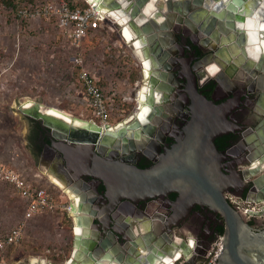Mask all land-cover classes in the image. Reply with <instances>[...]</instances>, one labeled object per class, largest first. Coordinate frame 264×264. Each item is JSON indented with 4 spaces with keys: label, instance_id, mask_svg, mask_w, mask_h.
<instances>
[{
    "label": "water",
    "instance_id": "95a60500",
    "mask_svg": "<svg viewBox=\"0 0 264 264\" xmlns=\"http://www.w3.org/2000/svg\"><path fill=\"white\" fill-rule=\"evenodd\" d=\"M95 1L110 17L113 18V12L126 17L125 25L133 33L130 40L141 46L145 58L150 51H159L160 41L171 35L173 21L165 23V20L167 15L172 14L190 18L196 25L194 31L200 32L206 40L214 41L215 47L210 53L214 58L224 60L230 55L242 60L247 56L256 60L264 57V0ZM151 3L153 9L148 13L146 10ZM183 3L186 7L182 11ZM159 4L167 8L160 11ZM249 22L252 23L250 28L247 27ZM144 71L147 70L142 69L141 75L150 90L146 100L147 112L142 119H133V114L126 127L115 131L107 125L101 127L91 121H88V130L74 128L66 121L41 113L39 103H35L36 106L29 111L21 104L17 107L28 132L29 119L39 121L55 140H66L68 143V147L54 146L57 157L65 162L61 172L67 179L66 183L38 163L69 187L78 200L75 206L70 205L72 212L76 210L72 215V253L63 264H148L157 257L159 261L173 257V252H160L163 245L155 243L149 246L142 241L143 235L151 231V223L132 224V242L121 249L118 247L117 252L112 251L113 254L100 245L99 231L94 225L98 212L91 208V198L97 190L94 187L90 189L84 181L85 177L103 184V197L108 204L106 211L112 210L121 201L138 203L172 192L177 194L174 214L187 213L193 205L205 206L223 221V233L219 236L222 247L217 264H264V154L249 161L242 171L227 169L225 164L229 158L219 152L214 143L226 132L220 128V116L213 103L205 97L195 98L185 137L151 166L139 168L129 162L106 157L107 152L120 148L122 151L140 152L141 147L136 146L140 139L152 137L149 122L159 110V103L154 102V97L155 89L161 85L159 78L162 71L155 69L156 72L151 74L149 71L148 75ZM107 139L113 141L106 144ZM236 188L242 193L239 199L260 206L257 211L244 213L228 200L227 194ZM232 195L235 196V193ZM143 225L145 231L141 230ZM189 244V239H182L179 245L182 264L192 258ZM115 254L119 255L118 259Z\"/></svg>",
    "mask_w": 264,
    "mask_h": 264
},
{
    "label": "flooded vegetation",
    "instance_id": "af4514ba",
    "mask_svg": "<svg viewBox=\"0 0 264 264\" xmlns=\"http://www.w3.org/2000/svg\"><path fill=\"white\" fill-rule=\"evenodd\" d=\"M160 7V11L167 8L166 5ZM185 7L183 3L181 10ZM113 21L119 25L115 19ZM166 21H173L171 35L160 41L159 51H150L145 58L140 49L141 56L137 54L135 45H130L140 74L142 69L147 70V75L155 69L157 72L162 71L159 78L161 85L155 89L154 97V102L159 103V110L149 122L153 130L152 137L148 140L140 139L136 145L141 147L140 152L127 149L122 151L120 148L107 152L106 157L129 162L139 168L151 166L185 137L195 98L205 97L213 103L220 116V128L226 132L214 141L217 150L229 158L225 167L242 171L249 161L264 154V57L255 60L247 56L242 60L229 55L219 60L210 54L215 47L214 41L206 40L200 32L194 31L196 25L190 18L172 14L166 16ZM46 114L60 119L52 113ZM32 121H28L27 136L32 155L47 171L66 183L67 179L61 172L65 162L57 157L54 146L68 147L67 141L55 140L42 125L40 140ZM42 140L45 141L43 145ZM55 177V180L63 184ZM84 181L90 189L94 187L97 190L91 198V208L98 212L94 225L99 231V244L105 246L110 254H113L112 251L117 252L118 247L121 249L132 242V224L138 222L152 224L151 231L143 235L142 241L149 246L155 243L163 245L162 253L173 252L174 264L184 262L182 257L179 258L182 239L191 242L188 246L192 258L185 263L205 264L208 249L222 235L218 234L219 229H223L222 219L205 206L193 205L187 213L174 214L177 199L174 192L138 203L121 201L115 208L106 211L108 204L103 197V184L88 177ZM233 193L237 197L242 195L237 188L231 191ZM141 230H146L145 225ZM114 257L118 259L119 255L115 254ZM159 260L158 257L154 258L148 264L163 262ZM31 264L48 263L35 261Z\"/></svg>",
    "mask_w": 264,
    "mask_h": 264
},
{
    "label": "rangeland",
    "instance_id": "374dc122",
    "mask_svg": "<svg viewBox=\"0 0 264 264\" xmlns=\"http://www.w3.org/2000/svg\"><path fill=\"white\" fill-rule=\"evenodd\" d=\"M20 1L40 8L60 2ZM14 15L12 8L0 3V161L45 186L51 185L50 179L57 182V186H64L53 179L32 155L27 140L28 130L17 107L26 102H36L42 105L41 111L53 109L88 122L91 116L75 104V92L69 82L77 69L73 65V58L80 54L84 58V65L95 69L106 87L108 83L103 81L104 77L111 81L114 92L126 96L128 86L125 88L120 83L127 74H123L126 68L124 66L122 69L121 65L123 60L127 64L132 63L134 56L119 39L117 30L110 34L112 23L109 18L103 23L104 29L94 36H88L78 49H74L59 33L53 18L21 21ZM117 39L121 48L114 46ZM108 53L114 62H109ZM123 55L125 58L119 65L118 61ZM138 72L139 68L129 75L130 85L139 78ZM26 105L30 106L31 103ZM128 107L132 110L133 104L130 103ZM232 199L235 201L233 205L244 213L246 209L257 211L260 207L238 198ZM23 210L22 201L9 185L0 181V235L21 220ZM71 241L72 224L69 220L56 214L36 216L28 222L22 242L11 248L0 264H31L43 260L63 264L72 253Z\"/></svg>",
    "mask_w": 264,
    "mask_h": 264
},
{
    "label": "built area",
    "instance_id": "2783aa9c",
    "mask_svg": "<svg viewBox=\"0 0 264 264\" xmlns=\"http://www.w3.org/2000/svg\"><path fill=\"white\" fill-rule=\"evenodd\" d=\"M75 2L85 3V6L71 9L66 0H60L57 5L45 6L44 8L26 6L18 10L16 17L20 18L21 21L23 19L40 17L45 19L53 18L59 33L74 49L79 48L83 39L95 35L98 31L104 29L103 23L105 19L109 18L110 23H112L110 34H114L117 30V33L121 37L119 39L127 48H131L132 41H126L123 37L122 29L124 27L114 24L113 18L109 16V13L105 9L100 8V3L95 0H75ZM119 39L117 41L120 43ZM114 46L116 47V45ZM121 47L122 45L119 48ZM110 51L113 52V49H110ZM106 56H108L109 62H114L109 53ZM124 58L125 55H123V58L118 63ZM133 58L132 63L127 64L123 60L121 65L122 69H124V66L126 68L123 74H127L125 80L120 83L125 88L128 86L129 92L126 96H121L114 92L111 87V81L104 77L103 81L108 83L106 87L101 82L100 77L87 69L84 65V58L80 54L73 58V65L77 69L69 82L72 84V90L75 92V104L88 111V114L91 116L89 121L101 127L105 125L111 127L126 120L128 116H131L133 113L135 114L139 110L140 106L136 103L135 96L139 91V87L145 84V81L144 77L138 72L139 78L130 85L128 77L138 68L135 57ZM130 103L133 104V108L129 111L127 110V106ZM0 181L9 185L24 205L21 220L3 235H0V262L3 263L11 248L22 242L26 226L34 217L44 214H56L60 218L69 219L72 223L73 214L70 205L73 203L68 195V191L72 192L69 187H67V191H64L51 182V185L45 186L34 178L29 179L19 170L1 161ZM227 198L233 204L235 201L232 198L238 197L227 194ZM247 211L248 209L245 210V213ZM221 243L219 237L212 243L207 251L205 264H213L216 261L220 247H222ZM47 263L49 264L50 262Z\"/></svg>",
    "mask_w": 264,
    "mask_h": 264
},
{
    "label": "bare ground",
    "instance_id": "6f19581e",
    "mask_svg": "<svg viewBox=\"0 0 264 264\" xmlns=\"http://www.w3.org/2000/svg\"><path fill=\"white\" fill-rule=\"evenodd\" d=\"M151 9H153V3H151L149 6H148V8H147V12L149 13L150 11H151ZM113 19H115L116 20V23L118 24L119 23V25H124L125 26V28H124V33H123V37H124V39L126 40V41H130V39H132V37H133V33L130 31V29L128 28V27H126V25H125V23H126V21H127V19H126V17L125 16H123V15H121L119 12H113ZM252 23L251 22H249L248 24H247V27H252V25H251ZM132 42H134V41H132ZM134 45H135V47H136V49H137V54L138 55H140L141 56V54H140V52H139V49L141 50V46L137 43V42H135L134 43ZM140 47V48H139ZM145 75H147V72L146 71H144L143 72ZM143 85H144V87H145V89L143 88ZM149 88L146 86V84H142L140 87H139V91H138V93H137V95L135 96V99H136V103L140 106L139 107V110H137L136 111V113H135V115H134V118L133 119H136V118H138V119H142L144 116H145V114H146V112H147V109H146V100H147V97H148V95H149ZM28 103H31V105L30 106H27L26 104H28ZM36 102H26V103H24V104H21V106L22 107H24V109H28V107H30L29 109H32V107H34V106H36V104H35ZM40 107H42V105H39V109H40ZM29 109L27 110V111H29ZM50 109V108H49ZM41 111V110H40ZM48 111V110H47ZM47 111H41V113H43L44 115H48V114H46L47 113ZM49 113H52V114H54V115H56V116H58V117H62L63 119H69L70 121H66V123H69V125H70V122H71V126L72 127H74V128H82V129H89V126H90V123L89 122H87V121H84V120H79V119H77V118H72V117H70V116H67L66 114H64V113H62V112H59V111H56V110H53V109H50L49 111H48ZM134 114V113H133ZM132 114V115H133ZM131 115V116H132ZM48 116H51V115H48ZM131 116H128L127 117V119L126 120H124V121H122V122H120L119 124H116V125H114V126H111V129L113 130V131H115V129H119L120 127H126V125L129 123V121H130V119H131ZM51 117H53V116H51ZM55 119H58V120H60V121H64V120H62V119H59V118H57V117H54ZM111 141H113L112 139H107V142H106V144H110L111 143ZM53 178V177H52ZM54 179V178H53ZM49 181H51V183H54L55 185H58V183L57 182H55V181H52L51 179L49 180ZM57 181V180H56ZM64 185V184H63ZM58 187H60L61 189H63L64 191H67V187L64 185V186H58ZM68 195H69V198H70V200L72 201V205L73 206H75V204L77 203V198H76V196H74L73 194H72V192H70V191H68ZM76 213V210H74L73 212H72V214H75ZM75 231L76 232H78L79 230L76 228L75 229ZM42 262H45V261H42ZM98 264H100V263H98ZM154 264H158V263H154ZM159 264H173V261H172V258H169V257H165L164 258V261L162 262V263H159Z\"/></svg>",
    "mask_w": 264,
    "mask_h": 264
},
{
    "label": "trees",
    "instance_id": "16d2710c",
    "mask_svg": "<svg viewBox=\"0 0 264 264\" xmlns=\"http://www.w3.org/2000/svg\"><path fill=\"white\" fill-rule=\"evenodd\" d=\"M66 1H67L68 6L71 9L76 8V7H84L85 6V3H76L75 0H66ZM21 2L22 1H20V0H0L1 4H3L6 7H10V8H12L13 11H15V15L14 16L17 15V12H18L19 9L25 8L26 6H29L28 3H21ZM128 109H129V107L127 106V110ZM32 122L35 124V128H36L35 132H37V134L39 135V139L41 140V134H40V132H41V124H40L39 121H34L33 120ZM44 143H45V141L42 140L41 145H43ZM67 220H69V219H67ZM222 233H223V229L220 228L218 234L221 235Z\"/></svg>",
    "mask_w": 264,
    "mask_h": 264
},
{
    "label": "crops",
    "instance_id": "0c3cea01",
    "mask_svg": "<svg viewBox=\"0 0 264 264\" xmlns=\"http://www.w3.org/2000/svg\"><path fill=\"white\" fill-rule=\"evenodd\" d=\"M93 36H94V35H93ZM119 37H120V34H119ZM120 38H121V37H120ZM83 40H84V39H83ZM114 43H115L116 47H117V46H118V47L121 46L120 43H119L117 40H115ZM106 52H107V51H106ZM106 60H107V59H106ZM86 67H87L88 70L92 71L96 76L100 77L99 75L96 74L95 69H91V68H89L88 66H86ZM77 106H78V105H77ZM78 107H79V108H82V107H80V106H78ZM82 109H83V108H82ZM84 111H85V110H84ZM87 113H88V111H87ZM60 119L64 120L62 117H60ZM23 208H24V205H23ZM10 228H11V227H10ZM10 228H9V229H10ZM9 229H8V230H9ZM8 230H7V231H8ZM7 231H6V232H7ZM45 262H46V261H45Z\"/></svg>",
    "mask_w": 264,
    "mask_h": 264
}]
</instances>
